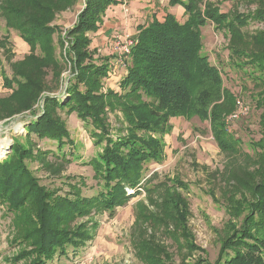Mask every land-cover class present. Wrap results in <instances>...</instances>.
Here are the masks:
<instances>
[{"label":"trees","instance_id":"obj_1","mask_svg":"<svg viewBox=\"0 0 264 264\" xmlns=\"http://www.w3.org/2000/svg\"><path fill=\"white\" fill-rule=\"evenodd\" d=\"M84 1V8L69 32L75 73L69 86L70 98L60 102L46 96L44 113L26 127V145L16 140L11 153L0 160V206L6 205L9 211L23 215L30 226L20 238L31 248L7 260L15 264L20 260L27 261L26 264H58L60 258L68 257L70 248L75 254L92 233L84 223L76 226L72 223L94 208L113 212L140 192L146 163L159 161L164 156L160 136L171 132L170 121L174 116L196 112L201 118L211 120L215 140L225 151L241 146L240 140L228 134L225 118L211 108L208 85L213 84L214 90L220 91L222 72L201 52V29L205 24L211 22L226 37L243 41L244 48L236 47L232 52L264 73V30L252 34L243 30L249 20L264 22L263 2L252 12L234 14L221 11L220 5L211 0H169L170 5L184 9L188 15L185 23L168 13L163 22L157 19L140 27L129 62H124V72L118 73L109 61H93L88 34L99 31L106 10L120 0ZM78 2L0 0V15L7 26L18 31L31 46L24 61L15 64L14 78L4 79L7 87L14 89L16 85V89L8 101L0 99V112L5 113L6 103L15 104L20 112L30 110L45 89L44 68L53 67L55 74L61 70L62 63L56 57L53 41L57 30L52 24L60 12L70 10ZM61 39L59 44L63 46ZM37 48L40 56L36 54ZM113 74L118 77L120 89L101 91L103 79ZM261 97L257 104L264 107V93ZM116 105H121L126 116V131L117 134L112 132L105 115L107 107L115 109ZM61 108L76 112L87 126L92 125L95 143L104 144L102 151L92 158L101 187L95 195L84 196L81 189L60 195L42 185L28 166L29 160L38 159L48 172L59 176L65 159L70 161L63 149L73 142L59 116ZM262 124L264 128V119ZM34 135L39 140L57 143L62 159L59 166L48 160L50 152L35 150ZM52 155L57 156V153ZM253 191V200L236 204L241 211L237 214H246L241 228H234L221 245L218 258L215 261L200 259L195 264H264V176ZM185 235L192 239L191 234L185 232ZM143 257L148 264H161L152 251Z\"/></svg>","mask_w":264,"mask_h":264},{"label":"rangeland","instance_id":"obj_2","mask_svg":"<svg viewBox=\"0 0 264 264\" xmlns=\"http://www.w3.org/2000/svg\"><path fill=\"white\" fill-rule=\"evenodd\" d=\"M78 1L70 10L60 12L52 24L57 30L53 41L61 70L55 74L53 67L44 68L45 89L30 110L20 112L15 104L6 103L5 113L0 112V160L11 153L16 140L26 145V127L44 113L46 96L60 102L70 98L69 86L75 73L69 32L85 5L84 0ZM211 1L219 4L221 11L234 14L252 12L259 2L264 3V0ZM168 13L182 24L188 18L181 6L170 5L169 0H120L106 10L99 31L88 34L93 61H109L116 72H124L128 57L120 63L118 55L129 41H135L140 27L157 19L163 22ZM243 30L249 34L264 30V22L249 20ZM234 40L211 22L201 29V52L222 72L220 91H215L213 84L208 85L211 108L225 118L228 134L240 140L241 146L225 151L215 140L211 120L196 112L174 116L170 121L171 132L160 136L164 156L146 163L140 192L113 212L94 208L90 214L78 217L72 226L84 223L92 233L91 238L75 254L70 248L68 257L60 258L58 264H148L143 256L151 251L161 264H195L200 259L218 258L221 245L234 228H241L244 220L246 213L238 215L241 211L236 204L253 200V187L264 176V107L257 104L264 93V73L244 62L247 59L235 56L233 49L244 48V44ZM30 52L31 46L0 15V99L7 100L15 92L16 85L9 88L4 79L14 78L15 64L23 62ZM36 54L40 56L39 48ZM114 75L103 79L101 91L120 89ZM242 108H246L245 113H241ZM58 113L73 142L63 149L70 161L65 159L59 176L48 172L38 159L29 160L28 166L42 185L60 195L79 189L84 196L95 195L101 187L92 158L102 151L104 144L95 143L92 125L87 126L76 112L61 108ZM105 113L113 133L126 131L121 105L115 109L107 107ZM236 113L241 116L228 123ZM32 138L35 150L50 152L48 160L59 166L62 159L57 143L39 140L35 135ZM25 219L9 211L6 205L0 206V264H15L7 260L31 248L20 238L30 227ZM185 232L191 234V240ZM26 262L20 260L19 264Z\"/></svg>","mask_w":264,"mask_h":264},{"label":"built area","instance_id":"obj_3","mask_svg":"<svg viewBox=\"0 0 264 264\" xmlns=\"http://www.w3.org/2000/svg\"><path fill=\"white\" fill-rule=\"evenodd\" d=\"M135 44H136V41H133V40L129 41V45L126 46V47L124 48V52H122V53H120V54L118 55V57H119L118 62L123 63V62H122L123 59L129 56V53L131 52L132 47H133ZM245 111H246V108H245V109H244V108L241 109V113H245ZM241 113H240V114H239V113H236L235 115H232L233 118L231 117V118L228 120V123L231 122V121H230L231 119L234 121L235 119L239 118V117L241 116ZM228 125H229V124H228Z\"/></svg>","mask_w":264,"mask_h":264}]
</instances>
